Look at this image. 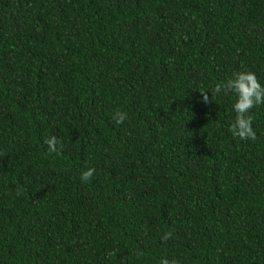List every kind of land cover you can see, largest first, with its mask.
I'll return each instance as SVG.
<instances>
[{
  "label": "trees",
  "instance_id": "obj_1",
  "mask_svg": "<svg viewBox=\"0 0 264 264\" xmlns=\"http://www.w3.org/2000/svg\"><path fill=\"white\" fill-rule=\"evenodd\" d=\"M238 71L264 0H0V264H264V104L199 92Z\"/></svg>",
  "mask_w": 264,
  "mask_h": 264
},
{
  "label": "clouds",
  "instance_id": "obj_2",
  "mask_svg": "<svg viewBox=\"0 0 264 264\" xmlns=\"http://www.w3.org/2000/svg\"><path fill=\"white\" fill-rule=\"evenodd\" d=\"M203 97L202 102L205 104L211 103L213 95L224 92L225 95L234 93L236 96L233 109L236 113V117L233 123L229 127V132L235 138L242 141L255 140L256 132L253 129V117L249 115L251 109L257 105L264 104V86L259 82L256 74L252 71H238L234 72L230 78L223 83H217L214 89L211 91V100L208 96V91H199ZM127 119V113L117 110L113 114V120L117 124H123ZM44 143L48 147L50 153H57L62 149L63 145L55 136H51L45 139ZM59 145V148H58ZM95 172L94 168H88L83 171L80 179L87 183ZM20 193L17 192V195ZM172 232H167L162 236V240L167 241L171 239ZM160 264H178L173 259H162Z\"/></svg>",
  "mask_w": 264,
  "mask_h": 264
}]
</instances>
